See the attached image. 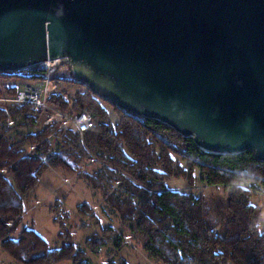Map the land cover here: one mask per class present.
<instances>
[{"label": "trees", "instance_id": "trees-1", "mask_svg": "<svg viewBox=\"0 0 264 264\" xmlns=\"http://www.w3.org/2000/svg\"><path fill=\"white\" fill-rule=\"evenodd\" d=\"M26 70L25 78L18 75L20 71L0 75L23 78L25 84L44 79L38 69ZM57 72L56 66L52 77L58 90L49 96L48 105L69 115L84 112L93 126L80 136L74 128L44 126V112L32 104L0 103L3 253L16 264H91L88 253L98 258L99 264H128L113 257L126 245L124 239L128 244L135 240L113 227H102L93 205L81 203L76 208L82 217L95 220L100 230L84 241L83 247L73 243L66 222L60 223L56 249H50L38 233L24 225L25 202L44 172L58 170L63 176H77L99 193L121 226H139L144 221L151 225L154 234L140 249L152 264H264L262 212L251 201L259 188L264 189V161L251 152L230 156L205 153L190 137H182L163 123L126 113L96 96L71 74L61 79L83 89L72 97L65 95ZM16 92V88L0 90V99H12ZM105 106L111 108L115 122L110 121ZM92 157L93 172L85 169ZM175 180L190 190L198 185L221 187L228 191L226 204L209 205L202 195L174 192L167 182ZM101 213L104 215L103 210ZM53 221L58 222L56 218ZM105 248L112 254L102 255Z\"/></svg>", "mask_w": 264, "mask_h": 264}, {"label": "water", "instance_id": "water-1", "mask_svg": "<svg viewBox=\"0 0 264 264\" xmlns=\"http://www.w3.org/2000/svg\"><path fill=\"white\" fill-rule=\"evenodd\" d=\"M73 78L205 153L264 161V0H0V73Z\"/></svg>", "mask_w": 264, "mask_h": 264}, {"label": "rangeland", "instance_id": "rangeland-1", "mask_svg": "<svg viewBox=\"0 0 264 264\" xmlns=\"http://www.w3.org/2000/svg\"><path fill=\"white\" fill-rule=\"evenodd\" d=\"M58 67V72L56 73L59 83V88L65 95L72 97L76 92L82 91V87L65 82L62 77L68 79V74H71V67L63 59H60L55 65ZM34 69V68H29ZM17 73V72H15ZM14 73V74H15ZM8 75H13L9 73ZM20 77L25 78L28 76V72L20 71L18 73ZM72 76V75H71ZM12 77V76H11ZM73 77V76H72ZM19 77L8 78L6 75H0V90L5 91L9 88H19L25 85V80ZM109 113V119L111 122H115V116L112 113L111 108L105 106ZM58 138L53 139V143L57 144ZM88 165V164H87ZM88 171L96 170L95 166L88 165L86 168ZM47 171L43 174V178L39 185L32 192L30 197L25 202V215L23 218L24 225H27L30 229L36 230L44 240L48 242L51 248L56 246L59 247L57 242V235L60 233V223L65 224V228L70 227L72 234V241L77 245L83 247L84 241L88 240L93 234L99 233V227L95 220L89 218H84L77 212V205L82 202H89L97 208L103 210L104 215L99 210L98 218L101 219L102 227H113L117 229L120 233L127 235L135 240V243L123 245L120 251L114 254L113 259H124L129 264H150V262L145 257L143 251H141V246L145 243V240L151 237L153 233V228L146 221H144L139 226H121V223L117 217L112 215L106 205L103 202V198L99 193L93 192L90 187L84 184L76 176L64 175L61 172ZM68 181L66 184L65 180ZM167 187L174 192H192L195 196L202 195L207 198V203L225 205V197L228 191L223 188H209L204 189L201 185L194 188L193 190L188 189L184 182L181 181H169L167 182ZM259 193L252 197V204L257 205L260 208L261 223L264 225V189L259 188ZM54 211V213L51 212ZM106 212V213H105ZM68 216V219L63 217ZM58 222L54 223V219ZM84 224L85 228H81L80 225ZM110 248H105L102 250V255L112 254ZM3 252H0V255ZM4 256V254L2 255ZM88 258L94 260L95 264H99V259L95 258L91 253L88 254ZM0 264H4L3 262ZM12 264H16L12 261ZM69 264V263H61Z\"/></svg>", "mask_w": 264, "mask_h": 264}, {"label": "built area", "instance_id": "built-area-1", "mask_svg": "<svg viewBox=\"0 0 264 264\" xmlns=\"http://www.w3.org/2000/svg\"><path fill=\"white\" fill-rule=\"evenodd\" d=\"M38 69L42 73L44 79L38 81V83H27L17 88L16 95L12 99H0V103L10 102L13 104H32L38 109L40 108L43 113L42 124L44 126L58 125L59 129L74 128L80 136L86 132V130L92 128L93 120L86 113L80 115H69L68 113L60 112L48 105L49 96L55 93L58 88L53 80V73L56 66L52 62H41L33 67ZM30 148V151H33ZM95 159L92 157L88 160L87 164L93 165ZM66 182V181H65ZM95 214L99 213V208L92 207ZM125 243H129V240L124 239ZM106 264V261L103 262Z\"/></svg>", "mask_w": 264, "mask_h": 264}, {"label": "crops", "instance_id": "crops-1", "mask_svg": "<svg viewBox=\"0 0 264 264\" xmlns=\"http://www.w3.org/2000/svg\"><path fill=\"white\" fill-rule=\"evenodd\" d=\"M47 171H53V170H47ZM46 171V172H47ZM55 172H59L60 173V171H58V170H54ZM45 173V172H44ZM43 173V174H44ZM58 173V174H59ZM62 174V173H61ZM43 176V175H42ZM77 177V176H76ZM43 178V177H42ZM78 178V177H77ZM79 179V178H78ZM42 180V179H41ZM64 180H66V179H64ZM80 180V179H79ZM83 182V181H82ZM84 183V182H83ZM66 184H68V181L66 180ZM85 184V183H84ZM87 186V185H86ZM91 189V188H90ZM35 190V189H34ZM92 190V189H91ZM171 190V189H170ZM93 191V190H92ZM94 192V191H93ZM82 203H86V204H89L90 205V203L87 201V202H82ZM26 213V212H25ZM25 215V214H24ZM24 218V217H23ZM29 228V227H28ZM32 230H34V229H32ZM35 232H36V230H34ZM37 233V232H36ZM39 234V233H38ZM39 236L44 240V238L39 234ZM44 241H46V240H44ZM47 242V241H46ZM48 243V242H47ZM49 247H50V249H56L58 246H56V247H54V248H51V246L49 245ZM2 250L0 249V252H1ZM4 254V256H2ZM3 254H1L0 255V262L2 263H4V264H12V259L10 258V257H8L5 253H3ZM88 254H90V253H88ZM88 254H87V259L91 262V264H95L94 263V260H91V259H89L88 258ZM147 258V257H146ZM148 260V259H147ZM149 261V260H148ZM14 262V261H13ZM150 262V261H149ZM15 263V262H14ZM129 264V263H128ZM150 264H152L151 262H150Z\"/></svg>", "mask_w": 264, "mask_h": 264}, {"label": "bare ground", "instance_id": "bare-ground-1", "mask_svg": "<svg viewBox=\"0 0 264 264\" xmlns=\"http://www.w3.org/2000/svg\"><path fill=\"white\" fill-rule=\"evenodd\" d=\"M58 62V60H55L54 62H52L53 65H56Z\"/></svg>", "mask_w": 264, "mask_h": 264}]
</instances>
